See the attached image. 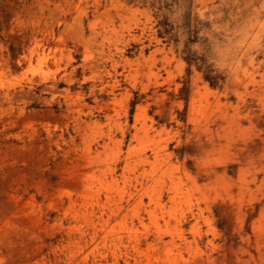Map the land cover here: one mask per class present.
<instances>
[{
  "label": "rangeland",
  "instance_id": "374dc122",
  "mask_svg": "<svg viewBox=\"0 0 264 264\" xmlns=\"http://www.w3.org/2000/svg\"><path fill=\"white\" fill-rule=\"evenodd\" d=\"M0 264H264V0H0Z\"/></svg>",
  "mask_w": 264,
  "mask_h": 264
}]
</instances>
